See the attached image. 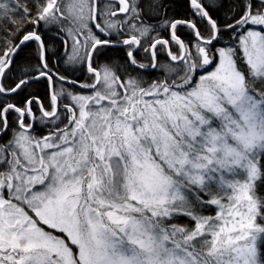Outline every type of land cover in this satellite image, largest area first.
Masks as SVG:
<instances>
[{"label":"snow or ice","instance_id":"obj_1","mask_svg":"<svg viewBox=\"0 0 264 264\" xmlns=\"http://www.w3.org/2000/svg\"><path fill=\"white\" fill-rule=\"evenodd\" d=\"M0 264H264V0H0Z\"/></svg>","mask_w":264,"mask_h":264}]
</instances>
